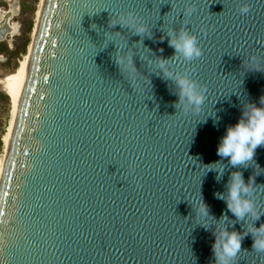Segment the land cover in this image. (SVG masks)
Returning a JSON list of instances; mask_svg holds the SVG:
<instances>
[{"label": "water", "instance_id": "95a60500", "mask_svg": "<svg viewBox=\"0 0 264 264\" xmlns=\"http://www.w3.org/2000/svg\"><path fill=\"white\" fill-rule=\"evenodd\" d=\"M128 13L150 38L114 27ZM181 28L200 58L171 60L160 37ZM249 53L264 56V0H45L0 182V264H215V229L252 228L251 217L231 227L215 194L232 172L247 183L254 165L224 161L220 181L205 167L243 104L264 97V69H247ZM158 58L206 88L199 114L177 105ZM254 160L264 168V148ZM200 198L207 230L193 209ZM252 244L249 234L234 264H264Z\"/></svg>", "mask_w": 264, "mask_h": 264}, {"label": "clouds", "instance_id": "9594fccd", "mask_svg": "<svg viewBox=\"0 0 264 264\" xmlns=\"http://www.w3.org/2000/svg\"><path fill=\"white\" fill-rule=\"evenodd\" d=\"M248 5L242 4L239 12L246 15L249 12ZM191 9L185 10L186 14H191ZM127 24L117 23L122 29L131 31L139 37H151L147 25L140 23L133 13L127 14ZM119 32V31H116ZM121 33V32H120ZM148 34V35H146ZM167 40L168 46L174 50V58H183L186 61H193L202 56V50L198 46L197 37L191 34L186 28L173 29L160 37V40ZM142 43V40L139 41ZM158 69L162 72L164 78L172 80L178 89V106L185 112L199 114L206 101V88L199 85L197 81L192 80L187 75H180L169 71V59L158 58ZM244 65L247 63V69L259 71L264 69V56L256 53H249L244 58ZM259 105L245 102L241 109V116L237 123L227 126L223 136L220 138L216 148V155L220 158L217 162L206 165V173H216L215 179L220 181L225 174L227 164L233 168L242 166L248 168L254 165V174L248 177L247 183L242 172H232L226 185V194L216 193L217 199L223 200L226 204L228 213L235 217L231 221V227H235L237 222H247L252 218L251 230L242 228L241 231H229L228 227H223L213 232L214 243L212 244V253L215 264H234L235 258L241 252L242 241L251 234L253 239L252 248L256 252L264 253V224L259 228L255 227L256 221L260 220L261 213L254 199L257 193L256 177L262 175L257 169L264 170L254 160L258 148H264V97L260 98ZM195 218L201 217L205 224H200L205 230L210 212L208 206L200 198L198 204L193 206ZM212 218V217H211ZM214 219V218H212ZM224 225L228 222L227 214L223 215L219 222ZM218 222V223H219ZM199 224V223H198Z\"/></svg>", "mask_w": 264, "mask_h": 264}, {"label": "rangeland", "instance_id": "374dc122", "mask_svg": "<svg viewBox=\"0 0 264 264\" xmlns=\"http://www.w3.org/2000/svg\"><path fill=\"white\" fill-rule=\"evenodd\" d=\"M42 0H9L5 5L7 9L14 3L16 14L13 16L12 23L19 27L18 34L10 37V42L0 45V79L14 72L21 60L28 53L29 47L33 42V33L36 26L37 14ZM11 102L0 85V158L4 154L3 138L7 134L11 121Z\"/></svg>", "mask_w": 264, "mask_h": 264}, {"label": "bare ground", "instance_id": "6f19581e", "mask_svg": "<svg viewBox=\"0 0 264 264\" xmlns=\"http://www.w3.org/2000/svg\"><path fill=\"white\" fill-rule=\"evenodd\" d=\"M44 2L45 0L41 1V5H40V8L37 14L36 26H35L34 33H33V42L31 43L29 47L28 53L24 56L23 60L20 61L18 68L14 72L7 74L6 76L4 75V77L0 79V85L3 87L5 94L10 99L11 109H12L10 126H9L7 134L4 136L2 140L4 143V154L2 158H0V182H1L2 174H3L4 166L6 163V158L8 155L11 139L13 136L14 126L16 123L20 103L22 100V95H23L26 81H27L34 41L36 38V33H37L40 18H41ZM1 16L3 15L1 14Z\"/></svg>", "mask_w": 264, "mask_h": 264}, {"label": "flooded vegetation", "instance_id": "af4514ba", "mask_svg": "<svg viewBox=\"0 0 264 264\" xmlns=\"http://www.w3.org/2000/svg\"><path fill=\"white\" fill-rule=\"evenodd\" d=\"M8 1L9 0H0V21H1L0 29H2L3 27H7L9 29L7 38L4 41L0 42V45L8 41L10 42L9 38L18 34V30H19L18 25L12 23L13 16L16 14L17 4L14 3V5L11 8L7 9L5 5L9 3ZM1 14L3 16H1ZM2 59L3 57H0V60Z\"/></svg>", "mask_w": 264, "mask_h": 264}]
</instances>
